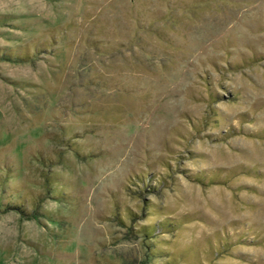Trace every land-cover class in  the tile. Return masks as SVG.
Instances as JSON below:
<instances>
[{"label": "rangeland", "instance_id": "rangeland-1", "mask_svg": "<svg viewBox=\"0 0 264 264\" xmlns=\"http://www.w3.org/2000/svg\"><path fill=\"white\" fill-rule=\"evenodd\" d=\"M0 264H264V0H0Z\"/></svg>", "mask_w": 264, "mask_h": 264}]
</instances>
